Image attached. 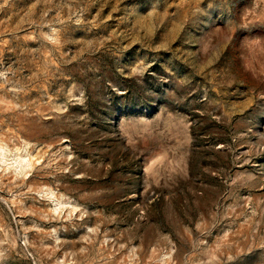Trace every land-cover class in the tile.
Segmentation results:
<instances>
[{"label":"rangeland","instance_id":"1","mask_svg":"<svg viewBox=\"0 0 264 264\" xmlns=\"http://www.w3.org/2000/svg\"><path fill=\"white\" fill-rule=\"evenodd\" d=\"M0 264H264V0H0Z\"/></svg>","mask_w":264,"mask_h":264}]
</instances>
